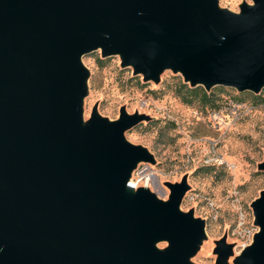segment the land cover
<instances>
[{"label":"water","instance_id":"obj_1","mask_svg":"<svg viewBox=\"0 0 264 264\" xmlns=\"http://www.w3.org/2000/svg\"><path fill=\"white\" fill-rule=\"evenodd\" d=\"M253 2L234 14L216 0H0V264H188L204 230L179 210L185 180L167 201L132 191L131 170L153 162L123 135L142 117L93 110L83 124L81 58L100 48L144 81L168 67L190 85L258 93L264 0ZM250 206L259 229L233 264H264V190ZM215 252L226 264L223 239Z\"/></svg>","mask_w":264,"mask_h":264},{"label":"rangeland","instance_id":"obj_2","mask_svg":"<svg viewBox=\"0 0 264 264\" xmlns=\"http://www.w3.org/2000/svg\"><path fill=\"white\" fill-rule=\"evenodd\" d=\"M241 4L254 2L216 0L218 8L234 14ZM101 57L97 48L81 58L89 73L81 99L83 124H88L93 110L108 122L118 119L122 110L141 116L123 135L146 148L153 162H138L129 181L167 201L169 185L185 180L188 188L179 210L201 219L204 230L187 263L214 264L216 242L223 239L230 247L225 262L233 264L259 229L250 203L264 190V171L257 168L264 160V91L239 92L218 85L216 108L197 101L186 104L175 92L185 82L179 71L166 67L159 71L158 81H144L131 65L122 66L119 54L103 58L102 64L96 59ZM154 247L165 251L169 242L157 241Z\"/></svg>","mask_w":264,"mask_h":264},{"label":"trees","instance_id":"obj_3","mask_svg":"<svg viewBox=\"0 0 264 264\" xmlns=\"http://www.w3.org/2000/svg\"><path fill=\"white\" fill-rule=\"evenodd\" d=\"M105 57L108 56H102L101 58H96L97 62L102 64V62L104 61L103 58ZM215 89H220V87H218V85H214L211 86L209 89H204L201 85H190L187 84L186 82H181L175 87V92L179 96L181 101L186 104H191L197 101L202 106L216 108L218 105L215 104V96H216L214 92ZM259 91H264V85L261 87Z\"/></svg>","mask_w":264,"mask_h":264},{"label":"bare ground","instance_id":"obj_4","mask_svg":"<svg viewBox=\"0 0 264 264\" xmlns=\"http://www.w3.org/2000/svg\"><path fill=\"white\" fill-rule=\"evenodd\" d=\"M150 178H151V177H150ZM152 178L155 179L154 176H152ZM131 183H132V185H133L132 191H135L137 186H136V184H135L134 182H131ZM146 185H148V182H147Z\"/></svg>","mask_w":264,"mask_h":264},{"label":"built area","instance_id":"obj_5","mask_svg":"<svg viewBox=\"0 0 264 264\" xmlns=\"http://www.w3.org/2000/svg\"><path fill=\"white\" fill-rule=\"evenodd\" d=\"M131 182V181H130ZM252 238V237H251ZM249 244V243H248Z\"/></svg>","mask_w":264,"mask_h":264}]
</instances>
